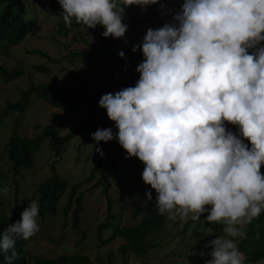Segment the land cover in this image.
<instances>
[{"label": "clouds", "instance_id": "clouds-1", "mask_svg": "<svg viewBox=\"0 0 264 264\" xmlns=\"http://www.w3.org/2000/svg\"><path fill=\"white\" fill-rule=\"evenodd\" d=\"M58 2L66 27L74 22L87 28L102 25L104 37L118 39L125 38L128 28L122 22L126 7L138 6L146 12L159 3L166 10L163 0ZM262 42L264 0H184L172 22L149 27L143 41L132 47L133 53L139 49L144 56L136 67L139 79L127 81L121 73H112L116 90H121L103 94L98 105L106 109L117 131L103 125L91 135L97 144L117 140L126 150L125 158L143 162L142 180L155 190L159 214L185 221L199 220L207 212V222L222 224L229 237L240 239L247 237L243 225L260 216L264 209ZM118 55L125 58L122 50ZM225 121L238 125L240 136L227 131ZM97 151L104 155L102 148ZM10 191L8 186L0 187L2 196ZM145 197V203L151 201L152 191H146ZM3 204L4 200L1 209L10 224L0 233V254L6 253L5 260L12 264L19 256L17 240L26 244L40 231L39 204L32 201L23 207L14 223ZM209 245L211 259L207 255L202 264L246 262L234 239L216 237Z\"/></svg>", "mask_w": 264, "mask_h": 264}, {"label": "rangeland", "instance_id": "rangeland-1", "mask_svg": "<svg viewBox=\"0 0 264 264\" xmlns=\"http://www.w3.org/2000/svg\"><path fill=\"white\" fill-rule=\"evenodd\" d=\"M51 2L56 4L53 12L49 9L48 3ZM116 2L119 4L121 0H116ZM163 2L166 4L164 11L161 10L159 3L149 6L146 12H142L138 6L125 8V16L122 21L128 25L125 38L109 37L108 47L114 56H117L121 50L125 53V57L128 54H134L131 49L143 41L146 30L149 27L155 29L166 22H172L173 14L181 8L184 0H163ZM20 4L25 9L27 16H33L38 20L40 28L33 34H26L16 44L12 43L6 46L0 44V67L6 69L19 67L21 69V74L14 79L4 78L0 75V170L3 173L0 175V181H2L0 187L8 184L11 189L7 196H3V208L11 215L12 223L19 221L18 217L23 211L22 208H27L32 202V200L27 202L26 199L34 193L37 182L51 172H55L61 179H66L67 186L55 205V213L44 217L38 216L37 223L40 231L26 241L29 254L53 257L65 252H79L88 255L89 262L76 264H101L96 260L97 257L104 260L102 264H109L106 253L110 252L109 261L112 264H122L121 258L116 254L117 247L122 240L113 238L100 244L94 234V226L105 216L107 197L111 199L113 211L118 214L115 213L117 224L136 222L141 214L133 216L131 214L132 205L135 203L146 204V191L153 192L154 189H151V186L146 185L142 180L143 162L137 157L125 158L126 150L121 146L114 148L117 140L100 141L97 144L93 139L91 134L98 128L105 126V128L111 127L114 133L117 131L115 122L108 118L106 109L98 105L99 99L93 102L95 113L90 128L88 130L81 128L70 135L58 155L49 147L48 139H45L35 152L31 165L27 168L21 167L16 172L14 178L18 182V190L16 193L14 191L8 167L9 162L4 159L5 151L3 149V143L8 138L12 127L18 135L31 137L39 133L44 124L53 123L54 133L61 135L83 123L86 111L78 104L75 112L63 115L60 109L48 106L41 97L35 94L30 95L23 110L19 112L5 107V101L18 99L20 90L25 89L30 82H48L64 93H75L78 89L79 91L89 89L94 93L98 91L100 68L85 64L77 59L68 61V58L63 55L68 50L86 53V42L96 43L105 30L102 25H97L96 28H87L83 24L74 22L66 33H57L58 18H63V9L58 0H20ZM167 10H171V12L165 14ZM34 49L44 52L49 57L57 58V60L55 62L47 61L45 57L34 52ZM138 52L142 51L138 49L135 53ZM143 59L144 57L133 59L131 71L136 73L135 82L140 76L136 67ZM79 62L81 66L87 65L88 71L91 72L85 75L82 83H78L79 87H75L77 82L72 73L77 68H82L77 64ZM35 63H44L47 70L36 71L33 67ZM119 90H121L120 87L117 91ZM109 92L114 93L111 87L106 93ZM52 111L60 116L58 120L50 116ZM77 114L79 115L76 117ZM97 147L102 148L103 156L97 151ZM97 165L100 166V169L96 168ZM91 167L94 168L91 170L90 179L85 181ZM98 177L104 187L101 184H94ZM78 181H82V183L79 184L70 199L71 206L63 211L64 200L67 197L70 184ZM79 191H81V208L76 225L84 233L82 238L80 232L70 226L71 208ZM208 214L202 215L199 220H192L189 217L187 221L185 220L186 225L181 233H176V231L184 221H181L179 217L171 220L166 215L160 227L146 233L147 242L160 239V245L143 257L132 253L128 254L127 264H194L199 253L209 245L211 240L216 237L228 239V234L224 231L222 234L212 236L214 231H218L220 224L207 222L204 217ZM107 234L106 230L101 232L102 237ZM30 262L32 263V258ZM263 263L264 256L254 262V264ZM245 264L247 263L245 262Z\"/></svg>", "mask_w": 264, "mask_h": 264}, {"label": "trees", "instance_id": "trees-1", "mask_svg": "<svg viewBox=\"0 0 264 264\" xmlns=\"http://www.w3.org/2000/svg\"><path fill=\"white\" fill-rule=\"evenodd\" d=\"M49 9L51 12L55 11L56 4L53 2L48 3ZM183 4V3H182ZM180 9H177L179 11ZM40 28L39 22L33 16H27L25 14V9L20 4V0H0V44L9 45L16 44L20 42L23 37L30 33H35ZM70 28L66 27L63 21V18H58L57 21V33H66ZM109 37H104L103 35L99 37L96 43L86 42V53L81 51H71L68 50L66 56L68 61L70 60H79L88 63L93 67L100 68V83L99 90L91 92L89 89L79 91L75 93H64L59 90L57 87L51 83H33L30 82L29 85L20 90V97L14 101L6 100L5 107L12 111L16 110L17 112L22 111L26 105L27 100H29L30 95L35 94L41 97L43 102L51 107H56L61 110L63 115L68 112H75L77 110V105L80 104L81 107L86 111L85 119L83 123L76 126V128L69 129L62 133L61 135H56L54 133V124L47 123L41 127V131L31 137L20 136L17 134L15 129L12 127L8 138L3 143V149L5 151V157L9 162L10 177L13 180L14 191L17 192L18 182L15 180L14 176L18 169L21 167L27 168L31 165L32 159L35 152L44 142L45 139L49 141V147L53 152L58 155L61 151L63 144L66 139L73 135L76 131L81 128L89 129L91 122L93 121V114L95 113V108L93 102L100 99L105 91L107 92L110 87L115 92L118 83L113 79L112 73L117 72L121 73L124 78L135 81L136 73L131 71V66L134 58L144 57L142 52L134 53L132 55H127L125 58H121L119 55L114 56L113 52L109 49ZM34 52L45 57L47 61L55 62L57 58L49 57L44 52L34 49ZM33 67L36 71H46L47 67L44 63H35ZM91 72L90 70H83L82 68L77 69L72 74L74 75L78 86V83H82L83 78L87 73ZM21 74V69L19 67H11L6 69L0 67V75L4 78H15ZM139 79V78H138ZM79 87V86H78ZM98 87V86H97ZM125 88V87H124ZM105 92V93H106ZM104 93V94H105ZM79 114L76 115V117ZM50 116L58 120L60 117L56 112H50ZM225 126L227 131H231L237 136H240L239 126L232 125L225 121ZM241 139H244L241 137ZM246 144L250 142L246 139L244 140ZM119 143L116 141L114 148L119 147ZM99 164V162H98ZM94 167H91L85 181H88L91 176V170ZM96 168L100 169V166L97 165ZM0 170V175H3ZM261 174L264 175V164L261 165ZM3 177V176H2ZM5 182V181H4ZM3 182V183H4ZM2 181H0V184ZM82 181L77 183L70 184L69 191L67 192V197L64 200L63 208L64 211L67 207L71 206L70 199L74 192H76L77 187L81 184ZM95 185L102 184L101 179L98 177ZM3 185V184H2ZM8 186V184H7ZM67 186L66 179H61L55 172H51L49 175L43 177L41 181L37 182L34 189V193L26 199L29 201H36L39 204V216L44 217L45 215H52L55 213V205L59 200L61 194ZM104 187V185H103ZM153 193V199L146 204H137L132 205V215L137 216L141 214L139 219L134 223H122L117 224L115 221V213L113 211V205L111 199L107 197V207L105 216L95 224L94 234L99 240L100 244L106 243L107 241L112 240L113 238H119L122 242L118 245L116 254L121 258L122 264H127L126 257L130 253L138 256H145L150 251L154 250L155 247H158L161 243L159 239H155L152 242L146 241V233L153 229L160 227L166 215H161L158 212V206L155 202V190ZM80 195L81 191L74 198V205L71 208V217H70V226L80 232V237H83V231L76 225L77 217L79 210L81 208L80 204ZM3 201V196L0 195V233H2L10 224L7 219V213L1 209ZM25 201V202H26ZM206 207H211L210 205ZM117 214V213H116ZM207 214V212L202 215ZM6 219V220H5ZM118 219V218H117ZM187 221V220H186ZM186 221L181 224V227L178 228L176 233H181L186 225ZM220 224V223H219ZM246 230L247 237L245 239L232 238L228 236V239H234L238 244L239 250L245 254L246 263L254 264L255 261L259 260L264 256V209H262L259 217L254 218L251 223L243 225ZM108 231V234L105 237L101 236V232ZM223 225L220 224L218 231H214L212 236L222 234ZM16 250L19 253L18 258L12 262V264H76V263H88L89 257L86 254L70 253L65 252L58 254L53 257H44L40 255H30L29 250L24 243L23 239H18L16 243ZM211 251V246L208 245L201 253H204L202 256L201 253L197 257L195 264H202L203 260L208 253ZM7 254H0V264H8L5 260ZM107 261L109 264H112L109 261L111 253H106ZM32 258V263L30 259ZM209 258L211 259L210 255ZM96 260L98 263H104V260L97 257ZM264 264V263H263Z\"/></svg>", "mask_w": 264, "mask_h": 264}, {"label": "built area", "instance_id": "built-area-1", "mask_svg": "<svg viewBox=\"0 0 264 264\" xmlns=\"http://www.w3.org/2000/svg\"><path fill=\"white\" fill-rule=\"evenodd\" d=\"M77 64L81 66V63L80 62L77 63ZM82 68L86 69L87 67L85 65H83ZM113 76L117 78V75H113Z\"/></svg>", "mask_w": 264, "mask_h": 264}]
</instances>
